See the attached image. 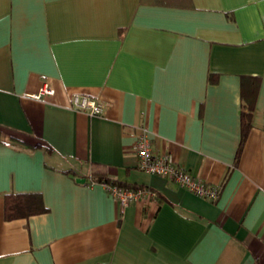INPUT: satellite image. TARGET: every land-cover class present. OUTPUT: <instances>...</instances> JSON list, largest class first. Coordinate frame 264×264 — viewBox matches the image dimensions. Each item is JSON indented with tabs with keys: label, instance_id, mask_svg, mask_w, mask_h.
<instances>
[{
	"label": "crops",
	"instance_id": "obj_1",
	"mask_svg": "<svg viewBox=\"0 0 264 264\" xmlns=\"http://www.w3.org/2000/svg\"><path fill=\"white\" fill-rule=\"evenodd\" d=\"M142 131L217 197L138 169ZM95 163L145 194L119 211ZM25 192L46 211L6 218ZM0 264H264V0H0Z\"/></svg>",
	"mask_w": 264,
	"mask_h": 264
},
{
	"label": "built area",
	"instance_id": "obj_2",
	"mask_svg": "<svg viewBox=\"0 0 264 264\" xmlns=\"http://www.w3.org/2000/svg\"><path fill=\"white\" fill-rule=\"evenodd\" d=\"M52 93L53 89L43 83L34 97ZM71 104L75 109L83 110L89 115L100 114L103 111V103L98 98L88 95L74 94L71 98ZM133 150L136 155V167L141 171L165 177L198 196L209 199L217 197L219 192L217 185L209 184L201 178L193 176L182 166L176 164L168 154L154 152L145 131L137 134ZM101 183L117 201L119 211H122L128 203L137 200L146 192V189L141 186L121 188L116 185H108L105 182Z\"/></svg>",
	"mask_w": 264,
	"mask_h": 264
},
{
	"label": "trees",
	"instance_id": "obj_3",
	"mask_svg": "<svg viewBox=\"0 0 264 264\" xmlns=\"http://www.w3.org/2000/svg\"><path fill=\"white\" fill-rule=\"evenodd\" d=\"M185 0H151L157 5H184ZM259 85V77L251 75L241 76L240 92H241V112H240V140L235 159L238 158L242 144L251 128V119L255 108V98ZM24 148L35 149L41 147L39 143H24ZM46 149V147H45ZM236 161V160H235ZM88 182H105L108 185H116L118 187H137L134 184H128L115 178L108 176L106 166L101 163L92 165L91 174ZM143 187V186H141ZM42 197L38 192H25L6 194L4 196V214L5 217H27L32 214L42 213L46 211Z\"/></svg>",
	"mask_w": 264,
	"mask_h": 264
},
{
	"label": "water",
	"instance_id": "obj_4",
	"mask_svg": "<svg viewBox=\"0 0 264 264\" xmlns=\"http://www.w3.org/2000/svg\"><path fill=\"white\" fill-rule=\"evenodd\" d=\"M77 181L83 182L84 181V178H77Z\"/></svg>",
	"mask_w": 264,
	"mask_h": 264
}]
</instances>
